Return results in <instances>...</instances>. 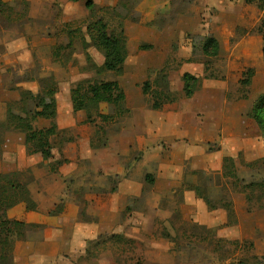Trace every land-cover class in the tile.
Wrapping results in <instances>:
<instances>
[{
	"label": "rangeland",
	"instance_id": "obj_1",
	"mask_svg": "<svg viewBox=\"0 0 264 264\" xmlns=\"http://www.w3.org/2000/svg\"><path fill=\"white\" fill-rule=\"evenodd\" d=\"M94 1L91 11L84 0H0V175L17 173L47 213L48 202L58 201L49 213L53 220L10 233L14 264L261 260L264 188L245 186L264 181V163L245 164L264 156V131L248 115L264 95V2ZM99 19L127 37L122 75L94 68L104 64V55L88 27ZM208 35L220 43L217 58L202 54L201 39ZM249 68L254 75L246 87L240 80ZM162 69L176 99L156 110ZM186 74L200 79L190 98L183 89ZM83 81H117L125 101L74 111L72 92ZM146 81L152 85L147 95ZM52 89L57 130L50 137L53 157L44 159L41 142H27L10 120L40 110L29 92ZM32 125L39 131L51 121L37 117ZM169 143H182L181 152L194 147L196 157L174 162ZM225 157L235 158L238 180L224 177ZM168 179L180 184L170 188ZM120 185L124 194L116 192ZM191 185L204 189L217 209L193 191L188 200ZM18 215L24 217L23 209Z\"/></svg>",
	"mask_w": 264,
	"mask_h": 264
},
{
	"label": "trees",
	"instance_id": "obj_2",
	"mask_svg": "<svg viewBox=\"0 0 264 264\" xmlns=\"http://www.w3.org/2000/svg\"><path fill=\"white\" fill-rule=\"evenodd\" d=\"M70 2H79L82 0H69ZM86 9L95 10L96 4L94 0H84ZM264 2V0H262ZM262 28L264 30V20L262 23ZM94 31L92 38L95 46L104 55V64L101 67L94 65L97 72H110L117 75H122L128 58V41L124 32L114 33L109 31L108 24L103 20L99 19L92 25L88 27V30ZM202 54L207 58H217L220 53V43L213 36H204L202 39ZM264 57V48L262 50ZM89 58V57H88ZM208 65L206 66V71L209 68L210 61H204ZM254 75V69L249 68L244 72L243 78L240 83L243 86L248 87L251 83V78ZM160 87L164 90L154 91L152 108L161 109L165 104L173 102L176 98L173 96L170 89L167 74L164 69L160 71L159 81H157ZM85 83H88L85 86ZM200 86V79L194 77L193 75L186 74L184 76V94L187 98L194 95ZM143 94L147 95L152 92V85L150 81L144 82L142 86ZM30 99L35 102L37 110L33 113H26L27 116H17L11 115V124L15 125L16 129H20L26 133V141H40L42 147V156L44 159H50L53 157L51 152L50 137L56 133L57 124V105L55 100L56 90H48L45 94H39L37 96L33 95L31 92ZM125 93L120 87L117 81L111 82H81L76 89L72 92L73 108L74 111L85 110L88 113L91 109L97 107L99 103H108L115 106L121 105L125 101ZM121 107V106H119ZM248 115L255 119L259 129L264 131V95H261L257 101L254 103L253 107L249 111ZM37 117H42L44 119L51 121V126L47 129L34 130L32 121L36 120ZM259 163H264V156L260 160L254 163H247L245 166L247 168L253 167ZM237 165L234 157L224 158V177L234 178L238 180L237 175ZM17 173H11L0 175V264H14L13 258V248L14 241L9 240L10 233L14 230H21L27 227L23 222L16 220H10L6 218V212L16 206L17 204L24 202L29 210H36L37 204L30 197V191L28 187L21 184L16 180ZM148 178H151L149 175ZM259 189L264 188V181L256 184H249L245 186L246 188L254 187ZM243 187V188H245ZM187 190L195 192V194L200 197L210 208L216 210L217 207L212 206V201L206 195L204 189L199 185H191ZM250 200L249 197H247ZM224 208V206L222 207ZM228 211V217H233V210L229 206L225 208ZM118 238H122V235H116ZM256 263L254 264H264V256L261 260L254 257ZM236 264H251L247 260H240ZM253 264V263H252Z\"/></svg>",
	"mask_w": 264,
	"mask_h": 264
},
{
	"label": "crops",
	"instance_id": "obj_3",
	"mask_svg": "<svg viewBox=\"0 0 264 264\" xmlns=\"http://www.w3.org/2000/svg\"><path fill=\"white\" fill-rule=\"evenodd\" d=\"M129 54V53H128ZM129 56V55H128ZM252 125V124H251ZM170 145H172L174 147V150H172L173 154L172 156L174 157V162L176 161L175 158L176 156H180L181 159L182 157L184 159H180L178 160V162H182L184 163L185 160L187 159H190V158H195L196 157V153L194 151V147H188V149L185 148V150L182 151V143H169ZM180 144V148L181 151L178 149V145ZM186 144V143H185ZM147 147V144L146 146ZM197 148V147H196ZM173 149V148H172ZM192 149V150H191ZM225 151V150H224ZM223 152V151H221ZM233 156H235V154H232ZM150 162V161H149ZM155 162V161H153ZM169 181L173 182V183H170V188H173V187H176L178 186V184H180V182H176L177 180H171V179H168ZM130 183V181H129ZM124 190V186L120 185L118 191H116L118 194L121 193V194H124V192H122ZM128 191L129 194H136L135 192L132 191V189H126ZM195 193V192H194ZM186 198L188 200H192L193 202V199L195 198V195L191 192V191H187L186 192ZM48 202V201H47ZM58 201L52 199L48 202V209L49 210V213H51V211L54 209V205L57 203ZM60 202V201H59ZM35 203L37 204V210H30L31 212H29L27 210V207H26V203H19L17 204V206L14 208H11L10 210H8V217L11 219V220H16V221H19V222H23V223H27V224H45L46 222V219L49 218V220H53L54 218L52 216L49 215V213H47L45 211V207H44V202H42L41 200L39 199H36L35 200ZM195 207H199V209L202 207L201 206V203L200 202H196V205H193ZM23 209V214H24V217L22 218V216H19V212ZM42 211V212H41ZM199 216V215H198ZM15 254V252H14Z\"/></svg>",
	"mask_w": 264,
	"mask_h": 264
}]
</instances>
